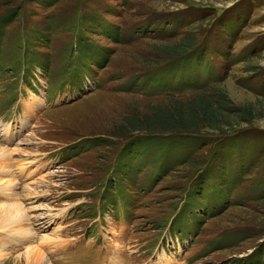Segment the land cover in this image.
Masks as SVG:
<instances>
[{"label": "rangeland", "instance_id": "rangeland-1", "mask_svg": "<svg viewBox=\"0 0 264 264\" xmlns=\"http://www.w3.org/2000/svg\"><path fill=\"white\" fill-rule=\"evenodd\" d=\"M35 74L53 87L77 84L73 101L43 111L18 146L13 133L0 147L52 153L59 167L21 186L13 156L0 169V202L21 204L32 228V211L81 205L73 208L79 233L101 202L132 236L129 264L146 262L168 236L186 247L181 264H264V0H0V106L21 87L43 93ZM86 78L97 89L78 98ZM219 90L231 101L219 123L232 131L142 132L160 110ZM22 162L26 176L33 164ZM9 182L17 187L3 192ZM65 235H48L56 251ZM24 254L12 248L0 264H26Z\"/></svg>", "mask_w": 264, "mask_h": 264}, {"label": "bare ground", "instance_id": "bare-ground-1", "mask_svg": "<svg viewBox=\"0 0 264 264\" xmlns=\"http://www.w3.org/2000/svg\"><path fill=\"white\" fill-rule=\"evenodd\" d=\"M35 108H37V104ZM0 132H3V130H0ZM3 135L5 141L8 144L14 136L11 129H8V132H4ZM21 152V149H13L9 151L6 148L0 147V169H9L11 158ZM20 165H24L23 162ZM21 170L27 169L26 167H23ZM0 174L4 175V172H1ZM7 181L10 180L8 179ZM16 187V183L9 182L6 187H3L1 189H4L3 192H7V190L12 191ZM31 190H28V194H26V197L29 196L31 192L33 193V190ZM19 196L20 195L17 193H14L13 195L8 194V197H12L14 200L17 201ZM27 213L28 210L24 209L23 206L19 203L5 205L0 202V261L5 259L7 255H9L13 248L15 250H26V254L18 258H25L26 264H52V262H50V260L48 259L46 252L43 251L47 247L55 248V250L52 251L53 253L54 251H56V249L60 247L57 246L58 244H56V242H53L52 238H50V236L48 235H44L42 236V239H38L31 225L28 224L29 216ZM53 234L57 235L58 233ZM36 239H38L39 241L37 242ZM8 241H11L12 245L7 246Z\"/></svg>", "mask_w": 264, "mask_h": 264}, {"label": "trees", "instance_id": "trees-1", "mask_svg": "<svg viewBox=\"0 0 264 264\" xmlns=\"http://www.w3.org/2000/svg\"><path fill=\"white\" fill-rule=\"evenodd\" d=\"M3 26H1V28H3ZM182 46L189 49L191 48L189 45L185 44ZM211 96H215V98H211ZM230 102L231 101H229V98L224 91H220V93H216L215 95L212 91L204 92L196 97L189 106L183 105L180 106V108L179 106L175 107L173 110H160V112L154 114L151 116V119H149L150 121H148V124H150V127H147L148 131L142 132L150 133L149 135H153L155 132H158V134H169L173 132L181 135L195 134L197 136V134L201 135L205 128L216 132L225 130L232 131V129H228L231 128L230 125L229 127H224L220 126L222 123H219V121L222 122V116L226 112H229L228 105L231 104ZM214 123H216V125H214ZM159 127L162 131H156ZM171 129L172 131H169ZM137 132L141 133V131H136L132 132V134ZM204 136L211 137L212 135L206 134ZM130 148L131 147L128 149Z\"/></svg>", "mask_w": 264, "mask_h": 264}]
</instances>
